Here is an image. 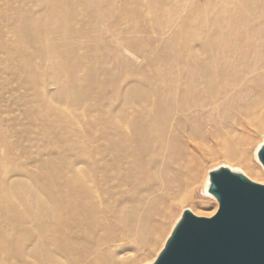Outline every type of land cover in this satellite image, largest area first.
Segmentation results:
<instances>
[{"label": "bare ground", "instance_id": "6f19581e", "mask_svg": "<svg viewBox=\"0 0 264 264\" xmlns=\"http://www.w3.org/2000/svg\"><path fill=\"white\" fill-rule=\"evenodd\" d=\"M195 6L0 0V243L9 245L0 249V264H10L12 248L11 264H132L146 257L160 218L192 199L196 173L213 151L264 184V130L250 159L245 140L222 132L212 117L246 84L249 93L257 86L264 108V4L237 0L228 5L236 16L201 19L189 45L181 29L196 19ZM141 49L145 67L137 63ZM255 104L252 98L249 107ZM12 108L29 118L17 141H46L32 153L13 147L16 160L36 169L29 171L35 183L5 168L1 135L15 133L6 119ZM262 112L256 114L264 118ZM221 167L248 178L228 164L208 170L200 189L217 203L210 174ZM191 209L211 217L218 208ZM182 212L144 264L156 260Z\"/></svg>", "mask_w": 264, "mask_h": 264}, {"label": "water", "instance_id": "95a60500", "mask_svg": "<svg viewBox=\"0 0 264 264\" xmlns=\"http://www.w3.org/2000/svg\"><path fill=\"white\" fill-rule=\"evenodd\" d=\"M258 156L264 165V143ZM210 175L216 213L185 208L152 264H264V184L225 167Z\"/></svg>", "mask_w": 264, "mask_h": 264}, {"label": "rangeland", "instance_id": "374dc122", "mask_svg": "<svg viewBox=\"0 0 264 264\" xmlns=\"http://www.w3.org/2000/svg\"><path fill=\"white\" fill-rule=\"evenodd\" d=\"M196 1H197V6L193 7L196 12L195 13L196 19L192 20L185 29H181V35L183 37L189 38L188 43L191 37H193L192 34H193L194 28L198 26V23L201 24L200 22L201 19L209 20L213 16V14L214 16L218 15V16L226 17V18H228L229 16L237 15V12L232 7L228 6V5L234 4L237 0H231L230 4H228V0H196ZM254 1L264 4V0H254ZM204 24L207 25V23H204ZM168 37L169 35H167L166 38ZM141 51L143 55L139 56L137 63L138 65L142 64V66L145 67L148 57L146 56L145 51H143L142 49ZM87 65H90V63H87ZM238 70H239V67L235 66L234 71L237 72ZM148 72L149 71H147L146 73ZM119 73H121V71L116 70L115 74H111V77L115 78L117 75H119ZM261 77L264 78V75L261 74L259 76V79H261ZM248 86H249L248 84L239 86L238 89L235 90L232 94L230 93L227 99L222 103V106H218V108L214 109L215 111L212 110V117L214 118L215 121L217 120L218 126L220 127V129H222V132L230 130L232 131L230 133H232L234 137L243 138L245 140L244 155L247 158L255 159L253 155L254 154L253 150L255 149L256 145L259 142V137L261 135V132L264 130V118H262L261 115L258 116L256 113L260 109L264 111V108H262L263 103L260 105L259 101H257V99L259 100V98H261V95L258 93V91L260 90H256L257 86L253 84L251 88H252V91L254 92L249 93V89L247 88ZM240 90H242L241 98H240V92H238ZM252 98H255L256 104L254 105V107L253 106L249 107V105L251 104ZM233 99L235 100L232 101ZM20 101H23V100H20ZM229 102H231V104H229ZM94 105L95 103L92 102L91 107H93ZM57 106H59V104ZM60 107L62 108L63 106H61L60 104L59 108ZM262 113L264 115V112ZM7 116L8 117L6 119L12 122L11 123L12 128L14 129L13 131L15 133L12 132L11 136H7V137L3 134L1 135L3 138L2 147L5 152V155H4L5 168L7 171L16 172L17 175H21L26 180V182L29 184L31 181L35 183L38 180V178L35 176V173L29 176V171L36 172V169L29 164H25L23 159H22L23 161L16 160V156H18V154L16 155V153H14L13 147L14 148L15 147H21V148L29 147V149L31 150L30 152L32 153L35 151L36 148L42 147L43 143H45L46 141L45 142L40 141L38 144H36L35 141H33L32 143L28 142L27 140H24V143H23V140L17 141L16 138L18 137L16 136H18V134L20 135L23 133L24 131L23 126L26 125L29 119L28 115H24L23 113H21L19 108H16V110L11 112ZM9 116L11 118H9ZM24 121H25V124H24ZM32 132L33 133L36 132L34 127H33ZM252 151H253V154H252ZM1 153H3V151ZM217 153L218 152H215V151L210 152L211 157H209L206 160V163L204 164V166L201 167L199 171L196 173L197 181L194 184V192L192 194V199L188 200L185 204H181V203L177 204L175 207H173L169 215H167L164 218H160L158 229H157L156 236H155L156 238L153 237L154 244L150 248L151 251L148 252L146 257H140V258L138 256L136 258L134 257L135 259L133 260L132 264H144V262L152 258L153 255H156L163 239L164 238L166 239V235L168 234V231L171 229L174 221L179 217V215L181 214L184 208L190 207V209L193 208L196 212L203 213V214H206L208 211L212 210L213 203H216L217 208H218L217 201L207 196L200 189L203 177L206 175L208 170L220 164H228V166L230 167L232 166V167H237L241 169L248 178L257 182L256 181L257 179L255 178V176L245 168L244 164H241L238 160L227 159L226 157L222 156L219 153L217 154ZM260 168H261L262 173L264 174V171L261 166ZM6 247H9L7 243L5 242L0 243V249L3 250ZM14 252H15V249L13 248L10 249L11 255L14 254ZM11 255H9L8 257V261L10 264L14 262L13 256Z\"/></svg>", "mask_w": 264, "mask_h": 264}]
</instances>
